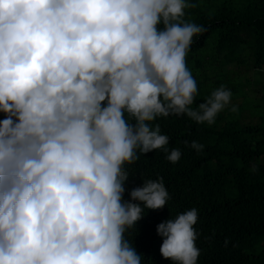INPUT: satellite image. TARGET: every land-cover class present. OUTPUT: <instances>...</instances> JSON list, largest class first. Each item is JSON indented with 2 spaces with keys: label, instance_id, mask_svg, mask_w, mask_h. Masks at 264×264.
<instances>
[{
  "label": "clouds",
  "instance_id": "obj_1",
  "mask_svg": "<svg viewBox=\"0 0 264 264\" xmlns=\"http://www.w3.org/2000/svg\"><path fill=\"white\" fill-rule=\"evenodd\" d=\"M188 7L195 5L0 0V264H141L126 226L144 209L165 207L168 193L162 178L148 179L122 201L121 166L135 162L134 149L180 159L151 124L156 115L212 125L231 100L221 86L191 107L197 84L185 53L206 29L169 23ZM197 218L193 208L157 225L163 258L196 264Z\"/></svg>",
  "mask_w": 264,
  "mask_h": 264
},
{
  "label": "trees",
  "instance_id": "obj_2",
  "mask_svg": "<svg viewBox=\"0 0 264 264\" xmlns=\"http://www.w3.org/2000/svg\"><path fill=\"white\" fill-rule=\"evenodd\" d=\"M186 2L195 7L183 9V16L169 18V23H196L206 29L194 36L195 42L185 53V67L197 84L191 105L195 108L223 79L231 91L235 72L222 75L219 71L222 66L238 63L245 52L250 55L251 69H264V0ZM163 26L162 21L157 30ZM206 48L219 57L217 62L209 63L202 55ZM212 84L215 89L208 86ZM248 105L262 112L259 123L247 124L239 117L224 120L221 112L212 125L197 124L186 115H156L151 121L160 126L159 134L168 136L169 152L178 148L181 157L172 163L163 149L147 154L134 149L135 162L121 166L128 172L122 201H130V191L148 179L162 178L168 193L165 207L144 209L143 218L132 227L126 226L125 238L142 255L141 264H179L161 256L163 240L156 227L193 208L198 213L193 225L194 245L199 249L196 264H264V85L254 103ZM238 108L243 110V106ZM5 115L0 111V121ZM124 118L131 125L137 124V117L126 111ZM193 141L204 145L200 153L185 144ZM253 166L255 173L250 171Z\"/></svg>",
  "mask_w": 264,
  "mask_h": 264
},
{
  "label": "rangeland",
  "instance_id": "obj_3",
  "mask_svg": "<svg viewBox=\"0 0 264 264\" xmlns=\"http://www.w3.org/2000/svg\"><path fill=\"white\" fill-rule=\"evenodd\" d=\"M202 55L205 56L209 63L212 61L217 62L219 58L216 54L211 52L210 48L204 49ZM230 72H235L236 75L231 80L232 85L230 103L223 111H221V113L224 114L223 119L226 120L239 117L242 122L247 124L259 123L260 120L258 117L262 116V112L257 109L256 111H253L250 109L248 104L254 103V99L258 96L260 86L264 85V69L259 71L251 69L250 55L248 52H245L238 63L222 66L219 71V73L222 75L228 74ZM244 78H246L247 83L244 82ZM228 84L229 82L223 79V83L219 87L224 86L226 89L230 90ZM208 86L215 89V85L213 84ZM232 106L237 108L236 112L231 111ZM238 106H243V110L238 108Z\"/></svg>",
  "mask_w": 264,
  "mask_h": 264
}]
</instances>
